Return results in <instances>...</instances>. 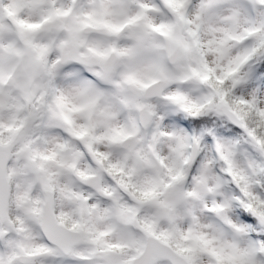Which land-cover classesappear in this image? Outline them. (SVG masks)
Segmentation results:
<instances>
[{"label":"clouds","instance_id":"9594fccd","mask_svg":"<svg viewBox=\"0 0 264 264\" xmlns=\"http://www.w3.org/2000/svg\"><path fill=\"white\" fill-rule=\"evenodd\" d=\"M0 264H264V0H0Z\"/></svg>","mask_w":264,"mask_h":264}]
</instances>
